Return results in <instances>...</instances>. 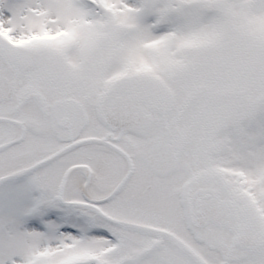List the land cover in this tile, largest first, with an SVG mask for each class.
Segmentation results:
<instances>
[{"label":"snow or ice","instance_id":"obj_1","mask_svg":"<svg viewBox=\"0 0 264 264\" xmlns=\"http://www.w3.org/2000/svg\"><path fill=\"white\" fill-rule=\"evenodd\" d=\"M0 264H264V0H0Z\"/></svg>","mask_w":264,"mask_h":264}]
</instances>
